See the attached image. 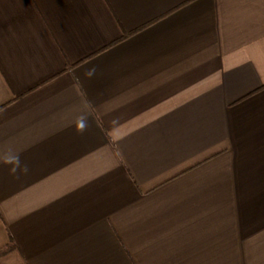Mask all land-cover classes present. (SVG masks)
Segmentation results:
<instances>
[{"label": "crops", "instance_id": "obj_1", "mask_svg": "<svg viewBox=\"0 0 264 264\" xmlns=\"http://www.w3.org/2000/svg\"><path fill=\"white\" fill-rule=\"evenodd\" d=\"M11 242L0 264H264V0H0Z\"/></svg>", "mask_w": 264, "mask_h": 264}, {"label": "clouds", "instance_id": "obj_2", "mask_svg": "<svg viewBox=\"0 0 264 264\" xmlns=\"http://www.w3.org/2000/svg\"><path fill=\"white\" fill-rule=\"evenodd\" d=\"M85 128H86V124L83 120H81L77 126V131L83 132L85 130ZM5 162L12 165V167L9 169V171L13 175L17 174L20 171H22L23 173L26 174L29 170L28 166L26 164L21 166V161H20L18 154L8 155L5 159Z\"/></svg>", "mask_w": 264, "mask_h": 264}, {"label": "trees", "instance_id": "obj_3", "mask_svg": "<svg viewBox=\"0 0 264 264\" xmlns=\"http://www.w3.org/2000/svg\"><path fill=\"white\" fill-rule=\"evenodd\" d=\"M126 35H127V34H124L123 37H126ZM128 35H131V34H128ZM14 248H15V245L11 242L8 246L4 247V248L0 251V258H1L4 254H6V253L10 252L11 250H13Z\"/></svg>", "mask_w": 264, "mask_h": 264}]
</instances>
